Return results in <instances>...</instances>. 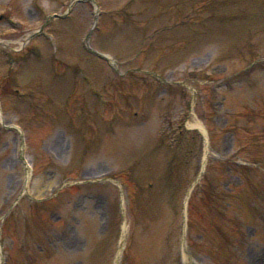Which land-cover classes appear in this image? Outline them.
<instances>
[{
    "label": "rangeland",
    "instance_id": "1",
    "mask_svg": "<svg viewBox=\"0 0 264 264\" xmlns=\"http://www.w3.org/2000/svg\"><path fill=\"white\" fill-rule=\"evenodd\" d=\"M71 2L0 0V264H264V179L197 214L264 176V0Z\"/></svg>",
    "mask_w": 264,
    "mask_h": 264
},
{
    "label": "trees",
    "instance_id": "2",
    "mask_svg": "<svg viewBox=\"0 0 264 264\" xmlns=\"http://www.w3.org/2000/svg\"><path fill=\"white\" fill-rule=\"evenodd\" d=\"M252 145H254L255 147L260 148V143L258 142V144L256 142L252 143ZM255 152L258 153V151L255 150ZM248 162H253L254 164H258L260 166V168H262L264 166V159L263 158H251V159H247ZM263 165V166H262ZM251 169H249L248 167H243L242 172H240L239 174L241 175L242 179H243V185L246 188V191L248 190V195H240L237 199H234L232 197V200H230V195L227 194H222L221 192H219V196H214V194H208V196L206 197V199L204 200L205 206L207 208V213L204 214L201 211H198L197 214L199 215L200 218H203V226H202V231L204 232V229L211 232H214V234H216V238L219 239L220 244H218V252L219 254H222L221 252L227 253L229 252V245L230 244H234L231 243V239L230 237L225 233V229L221 227L220 223L214 218V215L216 213H218V215L220 217H222V211L226 206V209L228 207H231L233 205V202L240 208V211L242 213V219L245 222H253L255 223L257 221V214L253 211V207H251V205L253 204V196H256V193L258 191V187L256 186L257 183L254 180V178H261L264 179V176H261L260 174H254L250 171ZM252 174V175H251ZM256 184V185H255ZM216 195V194H215ZM210 211V212H208ZM222 220V219H221ZM238 222V221H237ZM237 222L235 223V226L237 224ZM240 223V222H238ZM236 245V244H235ZM226 256V255H224ZM229 256V255H227ZM216 261V260H215ZM225 261H227V259H225ZM232 261V260H231ZM217 264H225L224 262L220 261V259H218ZM230 263V262H229Z\"/></svg>",
    "mask_w": 264,
    "mask_h": 264
},
{
    "label": "bare ground",
    "instance_id": "3",
    "mask_svg": "<svg viewBox=\"0 0 264 264\" xmlns=\"http://www.w3.org/2000/svg\"><path fill=\"white\" fill-rule=\"evenodd\" d=\"M25 43H26V40L22 41L20 44L24 45ZM189 126L194 128L198 132H200L205 137V129H204L203 125L199 121L195 120L194 122L189 123ZM205 150H207V143L205 144ZM205 153H206V151H205ZM205 164H206V154H204V157H203V160H202L201 170H203V167L205 166ZM28 174L29 173L27 172V177H28ZM189 195H190V190L187 192L186 197H185V206H186V204L188 202ZM126 227H127V225L124 222V224L121 227V236H120V241H119V247H118L117 253L115 255L114 264H118L119 263L121 251H122V248H123L124 236H125V233H126ZM182 251H183L184 255H186L187 251L184 248V246L182 248Z\"/></svg>",
    "mask_w": 264,
    "mask_h": 264
}]
</instances>
